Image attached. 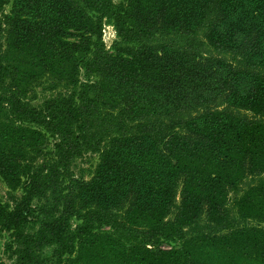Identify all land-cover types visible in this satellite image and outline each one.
Segmentation results:
<instances>
[{"label":"trees","instance_id":"1","mask_svg":"<svg viewBox=\"0 0 264 264\" xmlns=\"http://www.w3.org/2000/svg\"><path fill=\"white\" fill-rule=\"evenodd\" d=\"M9 1L0 0V177L22 194L0 199V235L11 233L7 251L16 245L12 264H47L38 252L51 245L85 264L89 240L105 238L97 230L109 225L117 242L132 211L149 222L122 239L141 234L144 244L184 237L201 215L228 227L213 207L220 185L196 163L214 154L228 119L252 130L245 136L264 132V0H12L3 14ZM105 17L115 53L100 42ZM80 67L95 79L78 82ZM53 72L78 90L32 104L24 85ZM258 139L242 141L243 174L264 171ZM88 150L100 154L97 170L75 186L70 165ZM174 208L181 218L166 219Z\"/></svg>","mask_w":264,"mask_h":264},{"label":"rangeland","instance_id":"2","mask_svg":"<svg viewBox=\"0 0 264 264\" xmlns=\"http://www.w3.org/2000/svg\"><path fill=\"white\" fill-rule=\"evenodd\" d=\"M120 1L114 0L115 4ZM11 4L12 0L4 5L3 14H10ZM117 41L119 36L113 21L109 17L103 18L100 42L104 50L115 53L114 47ZM13 56L25 58L10 52L9 57ZM28 76L29 74L23 77L22 82L25 80L29 82ZM65 76L56 72L41 75L40 78L24 85L28 87L26 97L32 104L41 106L47 98L68 95L78 90L77 86L70 85L62 79ZM76 79L81 83L95 78L93 76L88 78L80 67ZM245 112L249 117L252 115L250 111ZM226 122L232 129L227 127L218 129V148L213 155H200L196 164L205 170L206 179L214 178L218 181L220 189L215 191L216 199L214 197L218 203L213 207L223 215V221L229 220L228 227L219 230L201 215L198 218V224L192 222L183 225V229L186 230L184 237L173 239L162 237L154 244H144L141 241V234L136 236L132 233L130 237L122 239L128 228H140L144 223L149 222L148 217L132 211L122 216L124 230L122 234H117V242L114 243L116 240H113V244L109 243L111 242L109 236L115 233L112 227L109 225L100 227L97 233L105 238L90 239L89 243L92 242L93 245L89 249L82 250L84 254L81 261L85 264H187L185 259L190 257L195 264H264V171L255 176L243 174L234 163L236 160L239 163L242 158L244 150L242 141L251 136H260L258 140H264V132L260 134L261 131H253L251 135L245 136L252 130H242L229 119ZM45 137L43 146L50 150L53 147L54 138L49 135ZM15 138H18L17 135ZM2 142L1 138L0 145ZM260 154L261 158L258 162H264V152ZM36 161L40 162V159ZM99 161L100 154L92 150L85 151L75 158L70 165L72 183L76 186L77 183L90 180L97 170ZM181 186L180 181L175 195L177 203L180 201ZM195 189L199 191L198 188ZM10 194L17 197L22 194V189L10 190L0 177V199L6 202L12 199ZM38 203L37 200L33 201V205ZM173 217L181 218L178 217L175 208L166 219ZM79 223L78 219H71L72 228ZM12 241L9 231L1 232L0 261L4 264H12L16 258V245L7 251V244H11ZM38 255L41 260L47 261V264H69L68 255L60 257L54 245L44 247Z\"/></svg>","mask_w":264,"mask_h":264}]
</instances>
